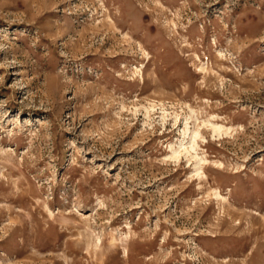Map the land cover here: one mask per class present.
<instances>
[{"label": "rangeland", "instance_id": "rangeland-1", "mask_svg": "<svg viewBox=\"0 0 264 264\" xmlns=\"http://www.w3.org/2000/svg\"><path fill=\"white\" fill-rule=\"evenodd\" d=\"M0 264H264V0H0Z\"/></svg>", "mask_w": 264, "mask_h": 264}, {"label": "bare ground", "instance_id": "bare-ground-1", "mask_svg": "<svg viewBox=\"0 0 264 264\" xmlns=\"http://www.w3.org/2000/svg\"><path fill=\"white\" fill-rule=\"evenodd\" d=\"M215 128H214V132H219L220 133V131L222 130L221 128H222V126H219V125H216V126H214ZM184 145V143H182L181 144V146H183ZM262 227V226H261ZM262 235V234H261Z\"/></svg>", "mask_w": 264, "mask_h": 264}]
</instances>
